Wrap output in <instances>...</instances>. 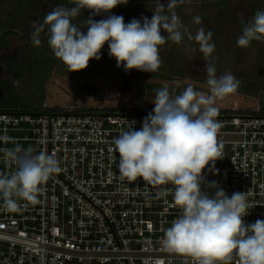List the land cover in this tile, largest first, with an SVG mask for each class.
Returning a JSON list of instances; mask_svg holds the SVG:
<instances>
[{"label":"clouds","instance_id":"obj_1","mask_svg":"<svg viewBox=\"0 0 264 264\" xmlns=\"http://www.w3.org/2000/svg\"><path fill=\"white\" fill-rule=\"evenodd\" d=\"M73 7L57 6L46 14L43 23L32 21L31 41L41 44V33L47 27L48 45L54 56L68 68L78 72L88 67L92 59L101 58V50L108 45V55L116 60L125 72L133 69L154 73L161 66L160 46L169 40L180 44L187 34L189 40L199 44L207 61L209 94L187 86L174 95L168 86L155 90L151 101L155 107L143 120L140 130L135 121L126 131L114 138L115 151L119 153L118 170L121 178L135 181L142 178L151 185L174 186V204L181 214L165 230L163 245L166 250L191 256L195 264H227L232 254L240 264H264V220L246 225L248 214L246 194L234 192L229 197L216 181L207 183L214 195L202 190L206 178L204 171L215 169L222 159L223 144L218 141L221 127L217 120L218 99L234 93L239 81L230 72L216 75L212 53L213 33L203 28L192 35L172 10L182 0L160 3L151 19L133 18L125 24L124 18L108 15L96 21L87 18L86 33L72 23L89 10L93 15L110 13L128 0H71ZM196 24L201 18H193ZM163 32L167 36L162 35ZM183 30V31H182ZM252 41L264 42V10L256 11L237 39V46L248 47ZM3 161L15 165L10 175L0 174V198L9 211L18 208L17 198L37 203L41 185L61 171L58 160L46 152L36 153L31 147L15 144L0 149ZM215 174V172L213 173Z\"/></svg>","mask_w":264,"mask_h":264},{"label":"built area","instance_id":"obj_2","mask_svg":"<svg viewBox=\"0 0 264 264\" xmlns=\"http://www.w3.org/2000/svg\"><path fill=\"white\" fill-rule=\"evenodd\" d=\"M51 106L52 104H47ZM0 110V149L15 144L54 155L61 171L41 185L37 203L0 198V264H195L165 249L163 236L181 210L173 185L121 178L113 140L129 123L140 130L153 108L98 106L88 111ZM147 109V111L145 110ZM224 157L204 171L231 197L246 194V225L264 220V114L220 112ZM0 152V174L10 175ZM215 172V174H213ZM227 264H240L233 253Z\"/></svg>","mask_w":264,"mask_h":264},{"label":"rangeland","instance_id":"obj_3","mask_svg":"<svg viewBox=\"0 0 264 264\" xmlns=\"http://www.w3.org/2000/svg\"><path fill=\"white\" fill-rule=\"evenodd\" d=\"M215 1L182 0L174 9H165V12L171 14L174 11L192 35L200 28L205 32L211 31V42L215 44L212 62L216 66V75L230 72L239 81L234 93L216 101L215 106L219 113L235 107L241 110H258L264 106V77L256 59L260 41H252L246 48L237 46V39L242 35V22L252 18L255 0H226L223 12H220ZM160 3L166 5L168 0H128L126 4L118 5L111 12L117 10L123 13L124 22L127 24L133 18L151 19ZM49 5L51 3L46 0L41 3L44 10H47ZM11 7L12 0H0L1 25L5 26L7 23L6 12ZM87 12L89 13L82 11L81 15L72 21L85 33L87 28L84 25L88 14L96 21L107 19L108 15H111V12L101 15H93L89 10ZM219 13H222L221 16ZM196 16L201 18L200 24L194 22L193 18ZM32 21L38 22L36 15H32L29 25L24 26L23 31L10 35L7 44L0 49V92L11 91L26 104H57L69 109L98 106L151 109L155 107L151 102L155 97V90L164 86H168L174 95L181 93L189 85L209 94L207 74L204 70L207 61L199 49V44L189 40L187 34L180 44L169 40L160 46L162 63L154 73L135 69L125 72L123 67L118 68L115 58L108 55L106 43L99 60L92 59L86 69L70 73L67 66L51 53V49L44 46L36 71L26 69V73L20 77L15 63L19 59L28 58L29 45H33L31 39H27V35L33 30ZM46 31L47 27L45 32L41 33V41L46 37ZM161 34L167 36L163 30ZM13 58H16V61H3Z\"/></svg>","mask_w":264,"mask_h":264},{"label":"trees","instance_id":"obj_4","mask_svg":"<svg viewBox=\"0 0 264 264\" xmlns=\"http://www.w3.org/2000/svg\"><path fill=\"white\" fill-rule=\"evenodd\" d=\"M12 0V7L11 9L6 12L7 17L6 21L7 23L4 25L0 24V49L3 48L7 44V39L10 35L17 34L20 31H23L25 28L24 26L29 25L32 15H38L39 20L38 22L43 23L44 17L48 12H50L52 9H54L57 6H64L71 8L73 7V3L71 0H50V3L52 7L48 10H41V3L44 0ZM226 0H216L214 3L219 7L220 12H223V9L225 8ZM258 10H264V0H255V3L252 7V17L255 15L256 11ZM222 13H219L218 15L221 16ZM115 15L122 16L123 13L117 12ZM248 21L242 22L243 28L246 26ZM19 23V25H18ZM20 26V28H19ZM240 32H242V28H240ZM33 31V30H32ZM32 33V32H31ZM31 33L27 35V39H31ZM47 33V31H46ZM25 34V33H24ZM48 37H46L41 41V44L39 46H33L29 45L28 49V58L27 59H19L16 61V58H13V60L10 59H3L5 62L9 61H16L15 66L16 69H18L19 76L22 77L26 73V69H32L33 71H36V65L38 64V59L41 58V51L44 46L49 47L47 44ZM29 40H27L28 42ZM26 42V44H27ZM44 42V43H43ZM50 48V47H49ZM51 53H53L51 51ZM256 59L258 61V65L261 71V75L264 77V42H260V47L257 50L256 53ZM56 64V63H55ZM34 66V67H33ZM38 72V71H37ZM45 74V73H44ZM42 74V75H44ZM42 83V82H41ZM25 101L22 100V98H19L16 96L13 92L5 90L3 92H0V110L4 111H30V112H57V111H66V106H60L57 104L54 105H29L24 103ZM29 103V102H28ZM94 107H81V108H74L72 111H88L93 110ZM147 111V109H145ZM239 111H248V112H257L264 114V106H261L258 110H241Z\"/></svg>","mask_w":264,"mask_h":264},{"label":"flooded vegetation","instance_id":"obj_5","mask_svg":"<svg viewBox=\"0 0 264 264\" xmlns=\"http://www.w3.org/2000/svg\"><path fill=\"white\" fill-rule=\"evenodd\" d=\"M45 1V0H44ZM46 1H48L49 3H50V0H46ZM52 7V5H49L48 6V9H50ZM116 8V7H115ZM47 9V10H48ZM41 10L42 11H44V9H42V7H41ZM82 11H85L86 13H89V12H87V10L85 9V10H82ZM118 11L117 10H114V11H112L111 12V15H115L116 13H117ZM119 13V12H118ZM37 16V19L39 20V17H38V15H36ZM90 17V15L88 14V16H87V18H89ZM84 26H86V25H84Z\"/></svg>","mask_w":264,"mask_h":264}]
</instances>
